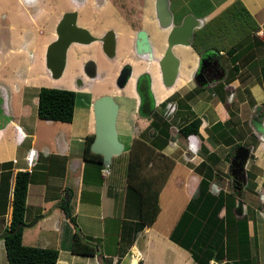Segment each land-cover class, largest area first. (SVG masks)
<instances>
[{
	"label": "crops",
	"instance_id": "0c3cea01",
	"mask_svg": "<svg viewBox=\"0 0 264 264\" xmlns=\"http://www.w3.org/2000/svg\"><path fill=\"white\" fill-rule=\"evenodd\" d=\"M165 1L168 2V11L172 12L171 17L173 15L174 21L170 18L160 24V27L163 32L169 33L174 25L180 23L183 16L202 23L231 0ZM241 1L257 21V28L244 38L242 41L244 47L242 48L241 45L238 47L240 53L233 60L222 50H212V62L219 71L218 76L210 80L208 78L197 80L199 84L197 83L193 90L195 95L192 97L191 106L194 113L200 117L197 133L187 136L182 141L175 139L168 141L159 151L163 159L168 157L172 161L167 176L174 171L177 158L181 163L177 172H186L182 181L185 202L180 210L184 208L189 198L197 195L200 178L198 173L200 171L197 168L201 161L208 164L213 172H223L222 175L228 180L234 179L231 171L238 172L235 177L238 182L234 181V191H230L234 198L232 213L236 217L246 216L247 234L255 246L250 256L255 259L256 264H264V138L254 132L251 126L255 115L261 117L264 123V0ZM148 3L146 9L152 10L154 16H157L156 7L151 9ZM4 16L5 14L1 12L2 39L4 31L2 29L5 27ZM172 46V53L179 65L176 84L172 89L180 87L184 92L195 85L193 74L203 53L198 55L189 43L176 42ZM208 50L204 51L206 52L204 55ZM223 56L226 57V62L229 61V65L222 61ZM206 58L208 59V56ZM14 70V73H11L15 79L14 83L10 84L4 76L0 77V232L9 221L14 172L26 169L30 177L25 192L23 215L25 225L21 232V240L24 237V227L29 224V220L38 218L34 228L37 238L41 239L40 246H51L58 250L52 264H125V259H127L126 264H129L132 256L137 258V264H162L161 256L156 257L157 259L151 263L148 249L152 247L155 238L167 237L169 240L168 234L174 223L168 231L165 230V233H162L161 227L167 221L168 212H165L166 215L162 214V224L159 228H153L156 218L150 225L141 226L138 223L137 213L135 216H125L119 201L114 204V214L109 207L117 198L112 191L114 186L104 181L101 171L99 172L95 166L91 164L84 166L83 147L79 152H73L71 147H68L72 145L71 142L65 140V143H58L55 137L54 142L53 137L47 138L46 124L52 123L53 120L38 118L36 107L33 116L29 117L25 114L26 107L21 102L22 93L19 94V91L21 87L30 85L31 81H28L27 75L23 76L18 69ZM205 88L209 91L204 95ZM12 100L14 104L18 103L17 110L13 108ZM215 122H221L222 126L213 131L211 126ZM82 124L83 131L77 132L74 129L70 132L71 135H77L84 143V134L91 132L93 128L86 126L84 121ZM240 145L249 148L248 158L242 170L236 169V166L231 164L235 148ZM128 146L129 143L126 149ZM175 149L179 151V155L172 153ZM208 152H212L215 156L213 163H209L205 157ZM49 154L60 158L54 163L50 162L52 157ZM44 156L45 160L40 161L42 167L53 166L54 172H44L39 168L41 164L36 166ZM234 161H237V158ZM223 163L225 164L222 168ZM233 168L236 171H233ZM225 172H229L228 176ZM217 177L218 175L214 176ZM228 180L226 179V182ZM212 181L209 182V186L214 189L209 187L212 193H216L220 188L226 191L227 188ZM162 186L158 193L159 210L156 217L161 211L159 198ZM131 189L132 204L135 208L139 196L136 190L132 187ZM116 190L121 189L116 188ZM117 193L122 196V191ZM223 210L221 208L218 214H223ZM240 210L242 212L239 215L235 214ZM103 214H108V217ZM92 218L97 219V222L95 219L92 222ZM111 219L112 222L107 223V220L111 221ZM47 220H49L48 225L45 223ZM74 226L77 227L82 238L89 236L87 237L89 241L95 244L93 254L70 251L69 243ZM106 230L110 233L105 235ZM141 237L144 241L139 245ZM0 247L4 251L1 239ZM142 253L143 256L140 255ZM192 262L195 264L193 260ZM0 263H6L4 252H0Z\"/></svg>",
	"mask_w": 264,
	"mask_h": 264
},
{
	"label": "trees",
	"instance_id": "16d2710c",
	"mask_svg": "<svg viewBox=\"0 0 264 264\" xmlns=\"http://www.w3.org/2000/svg\"><path fill=\"white\" fill-rule=\"evenodd\" d=\"M257 26V21L242 1L231 0L195 29L191 46L198 54L209 48L214 51L222 50L233 60L240 53L238 47L243 45L244 38ZM36 96L38 118L67 122L71 120L75 100L73 90L41 85L37 88ZM184 106L188 109L187 104ZM199 123V116L194 115L179 127V131L185 135L197 133ZM221 126V122H215L211 129L214 131ZM91 136L92 134L83 145L84 166L91 164L100 172L103 167L102 157L99 153L89 150ZM166 141V124L157 128L153 138L149 140L134 139L127 149L124 148L111 156L109 173L104 177V181L109 185H122L127 182L137 191V217L141 226L150 225L155 219L159 210L158 193L172 166L171 159H163L159 152ZM156 155L162 156L161 160L156 161ZM141 156H144V163L151 160L149 167L153 172L145 174L140 170L143 165ZM205 157L209 163L215 161L212 152H208ZM197 169L200 171L197 195L187 200L168 234L169 239L186 249L195 264H210V259L217 263L226 261L228 264H256L249 252L246 216L236 217L232 213V193L221 188L216 193L209 190V182L214 176H219V172H213L204 161L200 162ZM29 177L26 169L14 172L9 221L0 232L6 257L5 264H52L57 257L58 250L55 247L22 243L21 232L24 224L16 227L17 223H23ZM221 208L224 209L223 214L219 215ZM69 249L74 253L93 254L95 244L82 238L79 232L74 230Z\"/></svg>",
	"mask_w": 264,
	"mask_h": 264
},
{
	"label": "flooded vegetation",
	"instance_id": "af4514ba",
	"mask_svg": "<svg viewBox=\"0 0 264 264\" xmlns=\"http://www.w3.org/2000/svg\"><path fill=\"white\" fill-rule=\"evenodd\" d=\"M34 1L35 0L28 1L30 5L26 7H29V11L33 10L36 12L39 7L42 8L43 6H48V3H43V0H39V6H36L33 4ZM71 2H73V5H67L66 7L63 6L53 14H50L55 10L53 7L46 11L40 10V14L38 15L39 18L42 14L46 17L44 20L40 19L38 24L33 22L34 29L29 33L34 32V30L39 31L41 34L45 32L50 33V37L44 46L42 45V49H44L43 59L45 68L52 77L60 75L65 64L67 51L72 48L81 51L83 47L88 48V45L96 43L106 58L110 60L118 59V63L116 61V65L113 67L111 66L109 69V74L112 73V77L109 78L107 84L109 87L113 86L114 83L118 84L119 87H115L114 90H117L118 93L121 91V96L127 99V103L123 101H120L119 103L116 102L114 93L110 91H88V84L101 79V75L98 73L99 68L97 67V62L93 57H84L75 67V83L78 87L69 88L74 89L71 90L75 92V96L76 91H80L83 95L87 96L85 98V103L88 104L90 102V113L92 115L91 127L93 128L94 124L92 103L100 96L108 95L116 104L115 125L118 122L119 113L122 111H124L123 121L127 122L131 129H136L139 126H137L138 118H143L145 121L140 127L138 133L132 134V132H130L128 134L129 139L126 143H129V145L134 139L149 140L150 138H153L156 129L164 124H166L167 129L166 143L173 139L182 141L185 140L187 136L196 134H182L179 131V127L188 122L194 115L196 116L191 106V102L192 97L195 95L193 90L196 88L197 83L199 84L198 81L202 78H208L210 80L211 78L218 76L219 71L212 62L213 49L209 48L207 51L208 53L201 56V59L198 60L193 74V82L195 85H193L191 89L184 92L180 87L172 89V86L176 84L175 81L178 77L179 65L178 62H174L175 67H177V73L174 77H171L169 75V67L172 66L173 63L170 65V59L168 58L166 62L165 57V52L168 48L167 36L169 33L163 32L160 27V24H163L170 18L174 21L173 15L171 17L172 12L170 10L168 11V2L165 0H71ZM147 3L151 9L156 7L157 16H154L152 10L149 11L146 9ZM107 7L119 8L118 10L124 13L125 16L118 17L113 12V15L117 16L119 21H121V26H115L112 24L104 26L101 23L99 25V22L96 23V14L99 11L105 10ZM80 10L81 12L82 10H86V13L83 15L87 16L88 14L89 18L86 17L81 20L79 16ZM33 11H31V19L33 17ZM50 16H52V18L49 23L46 19H50ZM198 22V20L189 17L188 23L193 26L192 36L188 39L190 46L195 29L203 23L197 25ZM119 27H122L123 32H121V28ZM154 29L156 31H154ZM20 34L21 32L19 35ZM62 34L68 38L65 48V60L60 71L58 67H56V71H59L58 75L53 76L50 68H48L45 63V52L47 45L50 42L54 43L53 45L55 46L59 43ZM27 36L29 35L27 34ZM117 36H123L127 39L128 43L126 42V46L129 45V56L126 58L122 57L120 59L118 56H115ZM28 44L33 48H29V50H34V47H32L33 43L28 42ZM172 47L173 46H171V51L173 50ZM207 56L208 59L206 58ZM159 60L160 63H162L161 68ZM56 65L58 66V63H56ZM22 68V65L17 68L21 74L23 73ZM22 75L24 76L26 74L23 73ZM162 77H164V80H162ZM170 81H172L170 85H165V82ZM155 84L156 87L162 86L165 89L171 90L165 92V94L156 93L155 89H153ZM93 92L95 94H93ZM184 104L188 105V109ZM172 128H174V132L171 131ZM90 134H92V136L89 139V142L93 139L94 133L93 130H91V132L84 134V142L88 140ZM121 141L123 142V140Z\"/></svg>",
	"mask_w": 264,
	"mask_h": 264
},
{
	"label": "rangeland",
	"instance_id": "374dc122",
	"mask_svg": "<svg viewBox=\"0 0 264 264\" xmlns=\"http://www.w3.org/2000/svg\"><path fill=\"white\" fill-rule=\"evenodd\" d=\"M29 0H0V13H4L5 16L3 19L5 20V27L3 31V39L2 36H0V77H3L8 81V83H14V76L11 75V73H14V69H17L18 66H23L22 71L24 74H26L28 77V81H31L30 85H27L26 87H21L19 94L22 93V103L26 107V112L25 114L29 117L33 116L35 114V107H36V94H37V88L39 86H53V87H64V88H69L73 87L76 88L78 87L75 83V67L79 64V62L87 56L93 57L96 62H97V67L99 68V75H101V79H98L96 82H91V84H88V91H94V92H103V91H110L114 93V98L116 102L123 101L127 103V99L125 97L121 96V91L118 93L117 90H114L115 87H119L118 84L114 83L113 86L109 87L107 84V81L109 78L112 77V73L109 74V69L112 66L116 65L117 60H110L106 58L103 53L100 51V48H98V45L91 44L88 45V48L83 47L81 51H77L76 49L72 48L71 50L69 49L66 54V60L64 67L60 73L59 76L57 77H52L47 69L45 68L44 64V59H43V52L44 49L42 47L50 37V33H39V31L34 30V32L29 33L32 31L34 28V23L38 24V21L44 20L46 17L44 14L40 15L39 18V12L40 10L46 11L47 9L50 10L55 9L52 11L50 14H53L56 12V10L60 9L61 7H66L67 5H73V2L71 0H43V3L47 2L48 6H43L42 8L39 7L38 11H33V17L31 19L32 12L29 11V6L30 3L26 2ZM39 0L34 1V5L39 6ZM25 8V9H24ZM119 8L115 7H107L105 10L99 11L96 14V23L99 22L103 24L104 26L107 25H117L121 26V21H119L118 17H123L125 16L124 13L120 12L118 10ZM19 10V11H18ZM115 10V11H114ZM113 12L118 16H114ZM38 13V14H37ZM86 13V10H80L79 16L80 19L82 20L83 18H89L88 14L87 16L83 15ZM89 13V12H88ZM35 14V15H34ZM52 16H50V19H46L49 23L51 20ZM1 19V18H0ZM101 25V26H103ZM15 26V27H14ZM121 32H123L122 27ZM6 29V30H5ZM13 30V32H12ZM154 31H156L154 29ZM21 34L19 35V33ZM27 34L29 36H27ZM123 34V33H122ZM36 35V36H35ZM2 39V40H1ZM33 43L32 47H34V50H29L31 46L28 44ZM127 39L123 36H117L116 40V53L115 56H118L120 59L122 57L126 58L129 56L128 52V46H126ZM128 43V42H127ZM43 45V46H42ZM131 45V44H130ZM19 47V48H18ZM33 49V48H31ZM31 51V52H30ZM184 51V50H183ZM41 58V59H40ZM223 62L227 63L229 65V61L227 60L226 62V57L223 56L222 59ZM18 62V63H17ZM17 72V70H16ZM21 86V84L19 83ZM71 88V89H73ZM70 89V88H69ZM153 89H155L156 93H161L165 94V92L170 91L171 89H165L162 86L155 87L153 86ZM74 90V89H73ZM208 89L205 88L203 91L204 95L208 93ZM93 92V94H95ZM91 94V93H90ZM116 95V96H115ZM120 95V96H119ZM159 96V95H158ZM87 96L83 95L82 92L76 91V96L74 100V106H73V114L72 118L70 121H58V120H53L52 123L46 124V130H47V138L53 137V142H54V137L55 140L58 143H65V140L68 142H71L72 145L70 144L68 147H71V150L73 152H79L81 147H83L82 140L78 139L77 135H71V130L74 131V129L77 132L83 131V124L82 122H85V125L91 126L92 124V115L90 113L91 111V106L90 102L87 104L85 103V98ZM91 100V99H90ZM14 100L11 101V104L14 105L13 108L17 110V105L18 103L14 104ZM122 106V105H121ZM13 109V110H14ZM123 115L124 111L119 113L118 117V122L115 125V129L117 131V138L123 140L124 142V148H126L127 144L126 143L129 139L128 134L132 132V134L138 133L140 130V127L142 124H144V119L143 118H138L137 119V128L136 129H131V127L128 126L127 122L123 121ZM43 124V123H41ZM45 124V123H44ZM90 128V127H89ZM174 128H172V132ZM173 134V133H172ZM179 141V140H178ZM68 151H66L67 153ZM161 153V151H159ZM173 154L179 155V151L175 149ZM162 154V153H161ZM175 155V156H176ZM49 156L52 157V160L50 162H56L57 157L54 156L53 154H49ZM144 156H141V163L142 169H140L143 173L147 174L148 172H153L152 169L150 171V163L151 160L148 163H144ZM160 157L162 156H157L154 158L156 161L160 160ZM45 156L39 160V163L36 166H39L41 163L40 161L45 160ZM177 165L174 169L173 172L167 176V179L165 178V183L162 184L163 188L161 189L160 192V198H159V203L161 206V211L158 214V216H155L156 223L153 226V228H159L162 224V214H165L168 212L167 216V221L164 223V226L162 227V233H165V230H169L170 227H172L174 221L178 218L180 212L182 210L181 207L183 203L185 202V193L184 189L182 186V181H183V175H185L186 172H177L180 168L179 159L177 158ZM223 166L222 168L224 167ZM39 168H42L44 172H54L53 166L47 165L45 167H42V164ZM109 173V172H108ZM229 172H225V174L228 176ZM223 172H219V176L217 178H214L212 182H215L216 185H219L221 187L227 188L226 191H234L233 189V183L234 180H228L226 182V179L222 175ZM108 174L104 175L103 177H106ZM220 179V180H219ZM109 185V184H108ZM210 185V183H209ZM114 186V188H119L121 190H116V188H112V191L115 192V201H113V205L110 203V209L113 210V213L115 214V207L114 204L119 201V206L122 207V213H125V216L127 215H133L139 212V202H137L135 208H133L132 204V197H131V187L132 185H129L127 182H124L122 185H110ZM210 187V186H209ZM211 188V187H210ZM213 189V188H211ZM214 190V189H213ZM122 191V196L118 195L117 192ZM12 193V189H11ZM11 195V194H10ZM163 212V213H162ZM166 212V213H165ZM104 216L108 217V214H103ZM157 215V214H156ZM109 216H112L109 214ZM80 218V216H78ZM38 218L34 217L31 220H29V224L24 227V237L21 240L22 243L27 244V245H35V246H40V238H37L36 234V229L34 228V223ZM81 219V218H80ZM95 218H92V222H94ZM34 220V221H33ZM97 222V219H95ZM107 220V223L112 222ZM33 221V222H32ZM45 223L48 225L49 220L45 221ZM159 224V225H158ZM25 225V224H24ZM95 229V228H94ZM161 229V228H160ZM74 230L78 232V229L76 226H74ZM107 230L105 231V235L108 234ZM28 234V235H27ZM33 235V238H32ZM89 237V236H87ZM85 237L86 239H88ZM92 238V237H90ZM159 238V237H157ZM252 238V236H251ZM89 240V239H88ZM170 240V239H169ZM168 240L167 237H162L160 239H154L152 241V247L149 250L151 254V263L155 261L157 258L160 257L162 258V264H194L192 262V259L189 256V252L187 250H184L180 246H178L175 242L172 243ZM144 241L143 237L140 238L139 240V245ZM250 241V237L248 239V243ZM252 241H250V246H249V252L253 253L254 252V244L252 245ZM0 252L3 253L4 251L0 247ZM143 252V250H142ZM138 254V252H137ZM157 254H159L157 256ZM143 256V253L140 254ZM125 264L127 263V259H125ZM130 264V261H129Z\"/></svg>",
	"mask_w": 264,
	"mask_h": 264
},
{
	"label": "water",
	"instance_id": "95a60500",
	"mask_svg": "<svg viewBox=\"0 0 264 264\" xmlns=\"http://www.w3.org/2000/svg\"><path fill=\"white\" fill-rule=\"evenodd\" d=\"M189 17L183 16L180 23L174 25L167 36L168 48L165 52L166 62L167 59H170L169 67V75L174 77L176 72L175 63L177 58L173 55L171 51V46L176 42L189 43V38L192 36L193 26L189 25ZM198 22L197 25H199ZM59 34V33H58ZM61 35V34H60ZM59 35V37H60ZM68 38L66 36L60 37L59 43L55 46L54 43H49L45 52V63L48 68H50L52 75L57 76L60 69L63 66L65 60V48L67 44ZM204 52V51H203ZM202 52V53H203ZM206 53V52H205ZM203 53L202 56L205 54ZM58 63V66L56 65ZM160 68L162 63H160ZM56 67H58L59 71H56ZM164 77H162V80ZM173 81V80H172ZM165 82V85H170L172 83ZM93 116H94V124H93V133L94 137L89 142V149L92 152L99 153L102 157V163L108 165L110 163V159L112 155L118 154L120 151L124 149V144L121 140L117 138V132L115 129L114 119H115V111L116 104L112 101V99L108 95H102L99 98L95 99L92 103ZM253 131L256 132L260 137L264 138V123L261 121V117L253 116L252 125ZM249 148L248 146H237L235 148L233 158L231 160V164L236 166V169L242 170L244 164L248 158ZM237 158V161H234ZM233 168V171H236ZM236 173L231 172L233 180L238 182L236 177ZM242 211H236L235 214L239 215ZM34 221V220H33ZM32 221V222H33ZM24 223H17L18 225H22ZM130 264H137V258L132 256L130 258ZM219 264H228V262L223 261Z\"/></svg>",
	"mask_w": 264,
	"mask_h": 264
},
{
	"label": "built area",
	"instance_id": "2783aa9c",
	"mask_svg": "<svg viewBox=\"0 0 264 264\" xmlns=\"http://www.w3.org/2000/svg\"><path fill=\"white\" fill-rule=\"evenodd\" d=\"M100 171H101V175H102V176L108 174V172H109V167H108V165L104 164L103 167H101ZM209 263H210V264H219V263H217V262H214L212 259L209 260Z\"/></svg>",
	"mask_w": 264,
	"mask_h": 264
},
{
	"label": "clouds",
	"instance_id": "9594fccd",
	"mask_svg": "<svg viewBox=\"0 0 264 264\" xmlns=\"http://www.w3.org/2000/svg\"><path fill=\"white\" fill-rule=\"evenodd\" d=\"M104 165V164H103ZM217 191H218V189H217Z\"/></svg>",
	"mask_w": 264,
	"mask_h": 264
}]
</instances>
